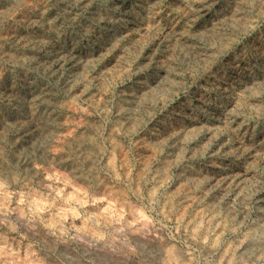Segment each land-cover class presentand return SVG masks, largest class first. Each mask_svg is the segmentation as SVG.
I'll return each instance as SVG.
<instances>
[{"label":"rangeland","instance_id":"374dc122","mask_svg":"<svg viewBox=\"0 0 264 264\" xmlns=\"http://www.w3.org/2000/svg\"><path fill=\"white\" fill-rule=\"evenodd\" d=\"M262 219L264 0H0V264H264Z\"/></svg>","mask_w":264,"mask_h":264},{"label":"bare ground","instance_id":"6f19581e","mask_svg":"<svg viewBox=\"0 0 264 264\" xmlns=\"http://www.w3.org/2000/svg\"><path fill=\"white\" fill-rule=\"evenodd\" d=\"M234 130H236L237 132L242 131V128L239 125H235ZM153 193V192H152ZM155 193V192H154ZM262 226L264 227V219H262ZM199 222V221H198ZM261 222V221H260ZM194 230V229H193ZM193 230H191L189 232V236L191 237L192 240L196 241V242H200L202 239L198 238V235L196 234V232H194ZM260 230V229H259ZM262 230V229H261ZM204 236V235H203ZM214 241V240H213ZM240 241V240H239ZM210 249V248H209ZM169 251V249H168ZM231 255V254H230ZM168 256V260H164L166 262H164L163 264H177V262H175V260L173 259V257H171V253L167 254ZM217 264H235V262L232 260V258L230 256L224 255L220 258V260L218 261Z\"/></svg>","mask_w":264,"mask_h":264}]
</instances>
